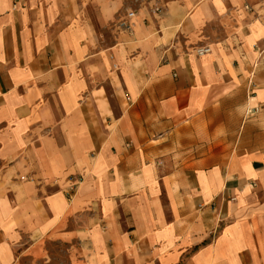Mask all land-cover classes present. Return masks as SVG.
Here are the masks:
<instances>
[{"label":"crops","instance_id":"1","mask_svg":"<svg viewBox=\"0 0 264 264\" xmlns=\"http://www.w3.org/2000/svg\"><path fill=\"white\" fill-rule=\"evenodd\" d=\"M55 245L264 264V0H0V264Z\"/></svg>","mask_w":264,"mask_h":264},{"label":"rangeland","instance_id":"2","mask_svg":"<svg viewBox=\"0 0 264 264\" xmlns=\"http://www.w3.org/2000/svg\"><path fill=\"white\" fill-rule=\"evenodd\" d=\"M53 247L58 250L57 258L54 260L53 264H67V257L64 252V247L60 245H55Z\"/></svg>","mask_w":264,"mask_h":264},{"label":"built area","instance_id":"3","mask_svg":"<svg viewBox=\"0 0 264 264\" xmlns=\"http://www.w3.org/2000/svg\"><path fill=\"white\" fill-rule=\"evenodd\" d=\"M128 15L130 16V15H132V13L129 12ZM209 50H210V49H209L208 47H201V48H198V49L196 50V53H197L198 55H201V54H203V53L208 52Z\"/></svg>","mask_w":264,"mask_h":264}]
</instances>
